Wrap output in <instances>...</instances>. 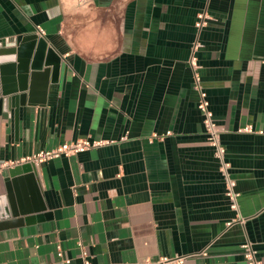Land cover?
I'll return each instance as SVG.
<instances>
[{
  "label": "crops",
  "instance_id": "crops-1",
  "mask_svg": "<svg viewBox=\"0 0 264 264\" xmlns=\"http://www.w3.org/2000/svg\"><path fill=\"white\" fill-rule=\"evenodd\" d=\"M30 35L58 68L18 118L0 106V208L11 193L19 210H44L14 224L0 209V264H83L79 244L92 264H246V241L264 264V0H0L5 47ZM194 42L237 210L197 108ZM79 138L111 141L33 163L32 181L10 174Z\"/></svg>",
  "mask_w": 264,
  "mask_h": 264
},
{
  "label": "water",
  "instance_id": "water-1",
  "mask_svg": "<svg viewBox=\"0 0 264 264\" xmlns=\"http://www.w3.org/2000/svg\"><path fill=\"white\" fill-rule=\"evenodd\" d=\"M21 40H23L22 43ZM18 42L21 46L8 48L5 47L6 41H0V106L5 111L13 110L16 118H18L21 106L33 105L37 102L34 97L36 79L47 76L50 71L49 65L52 63L54 73L58 68V60L55 59L52 49L38 35L24 36V39L19 37ZM6 61L11 64L4 66L3 63ZM15 69L17 77H15ZM33 166V163L26 162L12 167L9 172L11 175L29 173L30 177L26 178L32 181ZM43 210V206L40 205L34 211L27 208L19 210L13 196L9 193V207L3 206L1 217L3 220L7 219L16 224L21 222L17 220L18 217L24 216L25 220L29 221L33 219V216L29 215L41 213Z\"/></svg>",
  "mask_w": 264,
  "mask_h": 264
},
{
  "label": "built area",
  "instance_id": "built-area-1",
  "mask_svg": "<svg viewBox=\"0 0 264 264\" xmlns=\"http://www.w3.org/2000/svg\"><path fill=\"white\" fill-rule=\"evenodd\" d=\"M209 20V15L206 12H199L196 16V21L194 23L197 29H201L202 27L206 26ZM38 33L44 34V30L41 27H38ZM199 47L198 42H194L191 47V55L189 59V65L192 70V77H193V84L195 90L198 92V103L197 108L202 114V122L204 127V132L206 136L207 143L213 148L214 156L218 158L220 161L219 170L222 173L224 180H225V195L227 196L230 207L234 210H237L238 203V193L235 190V181L231 178L229 173L230 164L225 158V147L221 143L220 139V129L216 124L213 118V112L210 109L209 101L207 99V94L200 82V76L198 73L199 65L197 63L196 58V50ZM249 127L243 128V130H249ZM111 140H92L89 138H79L76 140L66 141L62 144L48 150H41L36 152L32 155L23 158V162H32L35 164H39L45 162L47 160L59 157V156H72L79 152H84L94 147L101 146L110 142ZM17 162H10L13 165ZM6 163H0V169H2ZM233 222L242 223L243 218L237 216L236 219L227 222V226H230ZM81 255L83 259V264H92L91 261L87 257V252L85 247L82 244H79ZM242 249L243 257L246 261V264H260V262L255 257V251L251 247L249 242H243L240 245ZM57 256L63 258L65 262H69L68 259H65L63 256V250L60 246L57 248ZM183 262V256H174V257H161L158 260V264H181Z\"/></svg>",
  "mask_w": 264,
  "mask_h": 264
}]
</instances>
